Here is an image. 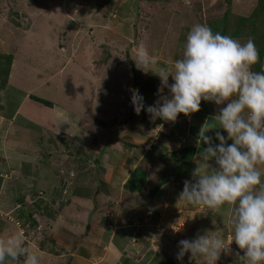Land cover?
<instances>
[{
	"label": "rangeland",
	"instance_id": "374dc122",
	"mask_svg": "<svg viewBox=\"0 0 264 264\" xmlns=\"http://www.w3.org/2000/svg\"><path fill=\"white\" fill-rule=\"evenodd\" d=\"M111 1L0 0V55L15 57L10 83L5 84L0 77V235H15L17 230L23 235V243L40 255L41 264H50L48 258L54 255H71L69 248L89 235V226L94 229V237L89 241L85 239L90 247L94 246L89 245L91 241L116 233L107 229L108 220L111 221L104 214L107 209L102 207L107 223L103 226L100 224L102 215L93 214L98 210L95 209L97 202L102 206L104 201L111 200L107 208H118L116 203L126 195L120 183L128 176L126 171L123 178L118 173L126 168L137 171L129 186L142 189L141 197L152 199L159 194L158 199L165 202L160 201L156 206L162 224L156 231L161 234L160 239L171 235L168 247L177 245L186 236L189 239L198 232L203 234L204 230L231 242L230 206L213 210L178 201L184 180L191 179L197 167V156L191 167L179 159L180 152L197 140L190 129L199 133L208 122L206 128L213 129L208 132L209 136L214 139L216 131H220L227 137L223 129H216L219 123L211 121L216 113L199 111L190 117L180 114L174 123L159 119L153 123L146 111L137 115L130 105L132 93L142 94L146 105L155 103L161 83L158 75L162 72L154 73L158 76L154 77L152 69L165 68L174 61L176 39L185 28L191 29L200 23L201 9L203 22L208 24L221 17L225 0H114L110 4ZM257 2L233 0L234 12L249 16ZM137 6L148 9L146 14L140 13L138 17ZM122 8L124 23L119 22ZM108 11L111 19L103 24L101 20ZM141 46L150 57L156 58V64L146 67L139 63ZM132 61L144 74L139 76L138 83L132 76ZM143 78L152 82L146 86ZM169 82H172L171 77ZM137 84L141 93L137 91ZM33 96L50 102L53 107L36 102ZM201 104L205 110L211 106L203 101ZM213 105L218 112V106ZM95 121L101 122V127H97ZM37 124L48 126L44 128L46 132L33 130ZM32 125H35L33 129ZM73 133L76 136L70 138L68 135ZM74 142L81 146L75 149ZM202 147L205 146L201 145L199 151ZM48 153L59 157L49 163ZM98 158L100 166L109 173L102 177L104 183L100 189L95 185L101 172L94 165ZM258 167L264 173V165ZM110 173H114L111 184ZM164 175L169 179L165 184ZM91 186L95 188L94 196L82 197V192L88 193ZM97 189L102 191L100 198L96 197ZM78 197L79 206L85 207V202L89 201L91 204L90 210H85L80 217L81 238H74L65 231L59 234L56 229H46L49 221L70 218L75 208L71 202ZM138 198L136 201L140 203ZM22 205L28 213L34 214L38 226L42 225L31 239L27 235L32 232L31 224L25 220ZM159 205L165 206L169 213L163 214L165 210ZM79 211H82L80 207ZM157 212V209L152 211V218ZM141 215L137 210L131 216L140 219ZM120 220L112 223H120ZM167 222L176 224L167 228L164 226ZM75 227L71 223L67 225L68 229ZM143 230L149 231L148 228ZM59 235L66 241H61ZM25 239L31 240L29 244ZM230 247L232 254H222L218 264H238L236 253L242 256L243 252L234 242ZM177 250H173L172 259L161 255V260L166 261L164 264L170 262L168 260L179 264ZM71 259L65 264H71ZM183 264L205 262L190 260L189 254Z\"/></svg>",
	"mask_w": 264,
	"mask_h": 264
},
{
	"label": "clouds",
	"instance_id": "9594fccd",
	"mask_svg": "<svg viewBox=\"0 0 264 264\" xmlns=\"http://www.w3.org/2000/svg\"><path fill=\"white\" fill-rule=\"evenodd\" d=\"M138 57L146 67L157 63L142 46ZM258 58L253 40L242 42L197 23L186 35L182 57L158 75L155 103L146 105L138 93L130 96L131 110L137 115L146 111L153 123L158 119L174 123L180 114L199 112L202 101L213 103L219 111L211 121L227 133L226 137L216 131L213 139L208 122L201 127L196 145L205 147L197 153V167L191 179L184 180L178 201L213 210L230 206L231 242L210 230L198 232L179 241V264L189 254L190 260L218 264L222 254H232L233 242L243 252L236 253L238 264H264V173L258 167L264 165V65L253 69ZM21 260L41 264L40 255L24 245L21 235L0 239V264Z\"/></svg>",
	"mask_w": 264,
	"mask_h": 264
},
{
	"label": "crops",
	"instance_id": "0c3cea01",
	"mask_svg": "<svg viewBox=\"0 0 264 264\" xmlns=\"http://www.w3.org/2000/svg\"><path fill=\"white\" fill-rule=\"evenodd\" d=\"M123 10H124L123 8L120 9V12H121V15H119L121 18L119 19L120 23L122 22L124 23V21L122 20L124 19ZM127 32L125 34H127ZM11 74H12V71H11ZM36 127H37V131L41 129L43 130L42 132H46L44 128H47L48 126L37 124ZM53 128H55V126H53ZM32 129H33V126H32ZM74 135L76 136V134L74 133L68 136L70 138H74ZM126 169H122V172L118 173L119 175H122L121 178L124 177L123 175L125 174L123 172L125 171L127 172V175H128L126 176L127 178L125 179V181L121 180V183H120L122 185L121 187L122 191L126 193L125 195L126 199L124 200L125 198L124 197L122 200L118 202V204L116 203L118 208L108 209L106 205L109 204L111 200H107V197L104 196L105 200L107 201H104L102 206H100L101 202H97L95 205L96 206L95 209H98V210L94 211V214H93V216L96 214L102 215L101 221H100L101 222L100 224L102 226L106 223L105 221L106 218L103 217L104 214H106V217H110L111 221L108 220L107 229L109 230L113 229V231H116V233H111L109 238H101L100 240L96 239V241L94 242L91 241L89 245L93 243L94 246H91V247L87 246L86 240L89 241L94 237L93 236L94 229L92 230L91 226H89L87 230V232H90L89 235L81 238V234H80L81 230L79 227L81 225L80 224L81 215H83L84 212L90 210L91 204L89 201V202H85L87 206L85 207L79 206L81 203V200L79 199L80 197H78L71 202V204L74 202L73 206L75 208L73 207L74 210L70 218L62 217V219L58 218L55 221H49L46 223V229H48L49 231L52 229H56L59 234L62 231H65L71 236H73L74 238L75 237L78 239L81 238V240L76 241L77 243L74 245V247L73 246H71L70 248L67 247L70 250L69 254L72 253L71 255H69L70 257L69 256H58V255H57L58 257L55 255L51 256L48 258L50 264H65L68 258H72L71 264H156V262L157 264H164L166 263V261L161 260L162 254H165L167 259L173 258V250L174 249L177 250L178 244L177 245L171 244L168 247L167 242L171 239V235L169 234V236L167 235V237L160 239L161 234L156 231L157 227L162 225L160 216H159L160 211L156 207L158 204H160V201L162 202L161 199H158L160 197L159 194L156 195L152 199H149L145 196H144L145 198L141 197V195H144L142 189L139 190L136 188H131L129 186L131 179L135 176V173L137 171L136 170L131 171L129 170V168H126ZM107 174L109 173H108V169L106 168V170L103 171L104 178L105 176L107 177ZM110 174H111L110 175L111 178L109 179L110 181L109 183L111 184L112 182H114V173H110ZM98 189L95 191L98 193V196L96 197L100 198L102 196V191ZM90 190L93 191L95 190V188H91ZM91 191H89L88 193H90ZM82 193H85V192H82ZM137 198L139 199L140 203L136 201ZM130 199H134V200L128 201ZM138 203H139V207H137ZM162 203H165V202H162ZM165 206H163L162 208V205L161 206L159 205V207H161L162 210L163 209L165 210L163 211V214L165 212L169 213L170 211V210H166L167 208L165 209ZM79 207L81 208L82 211H79ZM102 207L107 209V211L105 210L106 212L104 214H102ZM156 209L158 212L156 213V216L152 218L153 214L151 215V213L152 211ZM137 210H139L142 213V215L139 217L140 219H136L131 216L133 213H137ZM120 218H123V219L120 220ZM115 219H119L120 223H115V222L112 223V221H115ZM92 221L93 219H91V222ZM68 223L76 225V227L68 229L67 228ZM173 223L174 222H172V224L171 222H167V224L164 226L168 228V227H171ZM41 227L42 225L40 224L37 227V231H39ZM165 227H164V231L166 229ZM146 228L149 229L148 232H145L143 230ZM120 231H124V232L119 234ZM59 238L63 242L66 241V239H63L60 235H59ZM182 239H188V236ZM189 239H192V237ZM24 241L25 243L27 242L29 244L31 240L28 241L25 239ZM54 258L57 259V261L53 260ZM168 261L170 262H167V264L173 263L172 260H168Z\"/></svg>",
	"mask_w": 264,
	"mask_h": 264
},
{
	"label": "trees",
	"instance_id": "16d2710c",
	"mask_svg": "<svg viewBox=\"0 0 264 264\" xmlns=\"http://www.w3.org/2000/svg\"><path fill=\"white\" fill-rule=\"evenodd\" d=\"M149 1L153 2L154 0H149ZM159 1H163V0H159ZM113 3H114V0L110 2V4H113ZM136 10L138 12V17H140V13L143 14L145 12V14H146V11L148 9L142 10V8H139V6H137ZM110 13L111 12L108 11L104 15V17H103L104 19L101 20L102 23L104 22L103 24H107L106 21L111 19V18H108L109 17L108 15ZM198 16L200 18V24H204L203 17H202V9L199 11ZM206 25L209 26L213 30V32H219L222 35H229V36H231L235 39H238L240 41L243 40L246 42L248 39L253 40L255 42L256 48L258 50V57H259L258 62L256 65L253 66V69L256 71L261 70V65H264V0H258L255 9L252 11V13L249 16L240 15V14L235 13L234 9H233V0H225V10H224L223 14L221 15V17L210 22V23H208V24H206ZM26 31H29V30L27 29ZM189 31H190L189 28H185L179 34V37L176 39V47L173 51L174 61L176 59H179L182 57L185 38H186V35ZM14 59H15V57L12 54L0 55V77H3L2 80L5 84L10 81V75H11V71H12V66L14 64ZM130 65L132 66V70H133L132 76H134L136 83H138V81H140V78H141V77L139 78V76L141 74H143V73H141V68L140 67L137 68L135 62H133V61ZM164 70H165V68H161V67H159L158 69L157 68L152 69L153 76L155 74H158L159 71L163 72ZM149 77L152 78L151 76H148V78ZM154 77H158V76L155 75ZM148 78H145V80L143 78V83H145L146 86H147V83L152 82ZM137 86L139 87V89H137V91L139 93H141L142 90L140 89V86L138 84H137ZM32 99L35 100L36 102L44 105V106L49 107V108L53 107V105L50 102L43 100L41 98L33 96ZM201 105H203V104H201ZM207 105H211V106H209L210 107L209 109L205 110V107H204V108H201L200 111L205 112V113H207V112L216 113V114L218 113L217 110L214 108L213 103L209 104L207 102ZM216 108H217V106H216ZM95 123H96L97 127H101V122L99 123V122L95 121ZM216 123H218V122H216ZM32 126L34 127L35 125H32ZM33 130H36V132H37V127L35 126ZM40 130L41 129H39L38 131H40ZM190 130H191L192 135L197 139L198 133H195V131L192 129H190ZM77 144L78 143H75L73 145H77ZM78 146H81V145L74 146V148L78 149ZM198 151H199V148L196 145V141H194V143L190 147H186L180 152V154H179L180 158L179 159L182 160L185 163V165L191 167V166H193V162L197 156ZM57 156L58 155H55L53 153H51V154L48 153L47 159H50L49 163H51L53 158L57 157ZM100 160H101L100 158L94 160V163H95L94 165L96 166V169L101 170V172L98 173V175H97V177H99V178L95 179V181H96L95 185L98 186V188L103 186V183H104V182H102L103 171L106 170V168L100 166ZM136 174H137V172L135 173V175ZM168 180L169 179L166 178V176L164 175L163 184L167 183ZM3 188H4V186H3ZM89 188H94V187L91 186ZM93 193H94L93 191H91L90 193H82L81 196L82 197L83 196H91L92 197V196H94ZM20 209H22V212L26 213L25 214V218H26L25 220L31 224L30 230L32 232H29L27 234L30 237L31 235L37 233L38 224H37L36 220H34V214L33 213H28L27 208H25L23 205L20 207ZM16 234H20V233L16 230L15 235ZM7 237H8L7 235H2V234L0 235V239H5ZM22 237H23V235H22Z\"/></svg>",
	"mask_w": 264,
	"mask_h": 264
}]
</instances>
